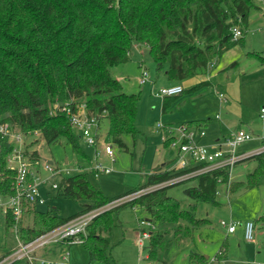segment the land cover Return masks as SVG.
I'll use <instances>...</instances> for the list:
<instances>
[{
  "label": "trees",
  "instance_id": "obj_1",
  "mask_svg": "<svg viewBox=\"0 0 264 264\" xmlns=\"http://www.w3.org/2000/svg\"><path fill=\"white\" fill-rule=\"evenodd\" d=\"M259 9L256 0H0V125L7 123L26 134L38 130L47 143L66 138L75 154L88 165L92 154L80 146L68 114L59 106L69 103L76 110L77 105L86 103L89 111L99 116L101 129L102 119H108L105 132L108 140L124 145L122 136L137 132L140 93L125 92L122 82L113 77L111 67L126 63L135 45H145L157 71L166 70L169 80L182 82L193 77L199 68L218 62L229 48L243 43L251 13ZM235 26L243 31L237 40H233ZM250 55L260 57L255 52ZM261 59L264 62V57ZM56 103L58 108H54ZM209 121L200 119L182 124L203 127ZM11 150L12 144L0 132L3 197L14 193L16 174L7 167ZM32 157H38L36 151ZM248 158H255L257 165L247 174L246 181H230L229 168L216 169L196 176L198 185L186 188L185 192L196 201L217 203L220 183L228 184L231 192L243 186H257L264 175V151L245 159ZM89 173L93 175L82 170L67 176L58 192L59 196L91 201L77 214L167 182L183 172L157 166L148 175L147 184L112 198L91 183ZM173 184L150 190L98 214L88 224L84 241L91 258L109 262L106 250L110 243L103 234L121 225L118 212L125 206L142 207L154 224L148 259L157 257L163 226L205 222L196 217L195 205L185 209L179 199L167 193ZM30 214L32 222L21 226L23 241L71 218L36 208H31ZM12 225L13 217L6 213V229ZM223 246H227L226 241L216 254L218 258L222 257ZM10 249L0 246L3 253ZM188 264H208V259L193 251Z\"/></svg>",
  "mask_w": 264,
  "mask_h": 264
},
{
  "label": "rangeland",
  "instance_id": "obj_2",
  "mask_svg": "<svg viewBox=\"0 0 264 264\" xmlns=\"http://www.w3.org/2000/svg\"><path fill=\"white\" fill-rule=\"evenodd\" d=\"M261 6L259 10H253L250 16L248 29L243 38V43H237V51H243V55H239L234 59L236 65H232L230 70V79L232 88L226 92L225 97L232 103L233 114L244 112L241 126L243 129L253 133L255 136L264 138V117L260 115V109L264 105V0H256ZM135 45L130 59L123 64L111 67L113 77L119 79L123 84V90L128 93H140L138 102V110L136 115L137 132L133 134H125L122 136L124 145L114 143L115 160L111 161L106 155H101V161L105 165L113 168L111 173L99 174L98 176L88 174L91 183L98 187L105 196L116 197L130 189H134L148 182V175L153 172L157 166L165 163V166L172 168V158L175 156V149L166 147L162 140L164 129L161 125H169L166 123L170 111L162 113V98L155 97L151 94V89L159 90L162 84L168 79L166 70L157 71V66L151 58L148 47L145 46L143 52L136 49ZM248 51L258 53L260 57H254ZM261 59V60H260ZM221 60V58H220ZM219 60V61H220ZM233 60V59H232ZM260 67L259 69H257ZM217 68V67H216ZM214 72L219 73L220 71ZM142 69L149 71L150 79L146 83H140ZM211 70V69H210ZM206 68H199L197 73L184 81L182 85L184 89H189L192 85L198 84L197 90H200L197 99L189 102L187 106L196 108L202 101V97L214 93L215 86L220 91L225 92L224 87H219L220 82L217 77L208 75L210 72ZM246 72V73H245ZM245 73V74H244ZM191 81L194 83L191 84ZM203 82V83H202ZM205 82V83H204ZM227 83V81H226ZM191 93L187 91L183 96H178L171 102L170 109L178 105L177 102ZM205 93V94H204ZM55 105H58L57 103ZM54 105V108L56 107ZM181 112L180 107L176 109ZM227 111L220 112L226 115ZM102 132L107 131L108 119H102ZM253 126V127H251ZM253 128V132L248 130ZM21 132L18 127L11 130L13 135ZM76 135L78 132L74 129ZM24 134V133H20ZM25 135V134H24ZM23 139V147L26 151L33 153L36 151L37 159L52 158L56 164L67 165L68 158L70 165L83 163V168L87 166V162L75 154L73 147L66 138H60L53 143H47L42 133L38 130L32 131ZM78 136V135H77ZM11 139L12 135H10ZM108 141V138L106 137ZM80 146L85 151L91 149L84 145L83 141L78 137ZM264 142L257 139L248 140L238 147L239 152L249 151L262 147ZM90 153V152H88ZM255 155V154H254ZM253 156V155H252ZM251 157V156H250ZM77 161V162H76ZM257 165L255 158H248L237 162L232 170L230 181H246L247 174L254 170ZM167 168V169H168ZM169 168V169H170ZM44 176L46 171L42 170ZM60 181L61 178L57 177ZM178 180V179H177ZM182 182L175 183L167 188V193L176 197L181 201V206L185 209H191L195 205V215L200 219H205L197 225L189 222H180L179 224L163 226L162 243L157 249L156 259H147L146 254L149 251L150 240H144V245L140 246L134 241L133 236L138 230L146 227L150 230V226L142 224L141 220L148 218L147 212L140 207L137 211L132 206H125L118 212L121 225L106 231L103 235L108 237L110 246L106 250L109 262H101L92 259L90 252L84 244L71 245L69 248L62 244L52 247L55 252V259L62 250H69V264H188V255L191 251L204 253L208 255V264H264V175L260 178L259 184L252 188L240 187L236 191L231 192L228 184L220 183L218 185V193L216 195L217 203L196 201L185 192L186 188L198 185V178L191 177L182 179ZM181 181V180H178ZM168 185V184H167ZM153 186L147 187L148 190ZM52 196V197H51ZM91 201L79 200L74 197L58 195L55 191L48 197L46 205L40 204L38 210H51L53 214H58L62 218L72 217L84 209V204ZM31 209V208H30ZM29 209V210H30ZM25 218L24 224L32 222V214ZM138 217H140L138 219ZM247 218H257L255 226V241H247L242 235L241 225L243 220ZM222 220L233 221L237 224L235 235L226 234V227L221 224ZM140 221V222H138ZM229 236V237H228ZM229 240V248L225 253V259L221 261L214 260V256L220 250L223 242ZM16 245V237L14 229H6L5 214L0 211V246L4 249H10ZM140 247V248H139ZM57 248V253H56ZM141 250L142 256L139 257ZM0 250V253H3ZM53 258V256L48 255Z\"/></svg>",
  "mask_w": 264,
  "mask_h": 264
},
{
  "label": "built area",
  "instance_id": "obj_3",
  "mask_svg": "<svg viewBox=\"0 0 264 264\" xmlns=\"http://www.w3.org/2000/svg\"><path fill=\"white\" fill-rule=\"evenodd\" d=\"M233 40H237L243 36L240 27H233ZM150 79L149 71L142 69L140 83L144 84ZM184 88L181 84L168 85L162 87L153 94L158 97H167L177 95L183 92ZM223 96V95H222ZM58 108L59 105H55ZM65 111L70 119V123L78 132V137L83 141L84 145L92 151L91 163L83 168L81 164L70 165L56 164L52 158L39 160L32 157V153L23 147V139L26 135H16L11 133L13 129L9 124L0 125V132L12 144V150L7 157V167L16 174L13 181L14 193L10 196L3 197L0 194V209L6 213H11L13 217V225L16 237V245L10 249L8 253H0V264H69V250L65 249L58 253L56 259L44 254L54 245L62 244L68 248L71 245L84 244L87 236V226L100 213L109 210L117 205L134 199L139 195L156 189L158 187L172 184L178 180L196 177L201 174L211 172L216 169L229 168L230 177L234 165L247 157L264 151L263 146L258 149L239 152L238 147L252 139H263L256 137L253 133L243 129L230 130L222 139L213 143H207L203 140L206 137V130L203 127L180 124L177 126L161 125L164 129L162 140L168 142V147L176 150V158L174 159L172 168L183 173L170 179L167 182L153 185L152 189L143 188L131 194L119 197L110 203L89 209L69 218L59 225L38 234L29 241H23L20 237V230L24 224L30 208H36L40 204L46 205L48 197L52 192H60L62 183L67 176L82 170H88L93 175L111 173L113 168L105 165L101 161V155H106L111 161L115 160V151L113 144L106 140V133L102 132L99 122V116L89 111L86 103L77 105L76 110H72L69 103L59 106ZM261 117H264V106L260 109ZM31 133V132H29ZM27 133V134H29ZM12 135V138H9ZM47 175L44 176L43 171ZM57 177L61 180L58 181ZM178 179V180H177ZM175 180V181H173ZM173 181V182H171ZM176 183V182H175ZM150 187V186H149ZM142 224L150 226L149 229L141 230L139 234L140 245H144V240L150 239L151 231L154 224L149 220H141ZM221 224L227 227L228 232H234L237 224L222 220ZM244 230V238L247 241H255V221L246 220L242 223Z\"/></svg>",
  "mask_w": 264,
  "mask_h": 264
},
{
  "label": "crops",
  "instance_id": "obj_4",
  "mask_svg": "<svg viewBox=\"0 0 264 264\" xmlns=\"http://www.w3.org/2000/svg\"><path fill=\"white\" fill-rule=\"evenodd\" d=\"M262 9H264V7H262ZM236 46L237 45L226 50L223 53L220 61L213 63V64H210L206 68L207 70H208V68H209V70L211 69L210 72H208V75L210 76L209 78L211 79V77H217L218 80L220 81L218 83V86L224 87L226 91L222 92V91H220L222 88L218 89L217 86H215L214 93L211 96H210L211 93H208V95H206L205 97H202V101L197 105L196 108H193V107L191 108L190 106L188 107L187 104H189L190 101L193 102L195 99L199 98L197 96L202 94V93H199L200 90H197V89H191V90L187 89L186 90V89H184L183 92H181L177 95L167 96V97L162 98V97L155 96L153 94V91H155V90L153 88L151 89L152 95H154L155 97H158V98H162V100H161L162 113H164V115H165V112L170 111L168 115L166 114V117H168L166 120L167 121L166 123L169 124L168 126H177V125H180L182 123H186V122H189L192 120L210 119L207 126H203V128H205V130L207 132L206 137H204L203 140L207 143H213V142H216L217 140L222 139V137H224L230 130L243 128L241 126V123L243 121L242 119L244 117V112H240L238 114H233L232 110H230V107L232 108V106H231L232 103L230 102V100L228 98L225 97L226 92L229 91V89H231L233 86V85H231L232 82L229 81L230 70L232 69L231 66L237 64V63H235L237 61L234 60V59H237L235 57H237L239 55H243V51L240 50V52H238L237 51L238 47L236 48ZM144 48H146L145 45H138L136 49H139L142 53ZM148 51H149V49H148ZM248 53H249V51H248ZM233 63H235V64H233ZM262 66H264V65H262ZM214 68H216L215 70L217 72L218 71H220V72L216 74V72H214V70H213ZM259 68L260 67H258L257 69H259ZM141 74H142V72H141ZM140 79H141V77H140ZM226 81H227V83H226ZM193 83L194 82L191 81V84H193ZM174 84H181L182 85V82L167 79L165 81V83H163L162 85L165 86V85H174ZM195 85H197V84H195ZM195 85H192L191 87H194ZM187 91H189V92L191 91V93L187 94L184 97V99L177 102L178 105L176 107H174L173 109H170L171 102H174V99L177 98L178 96H183L184 94H186ZM179 107L181 109V112L178 113L176 109ZM224 111H227L226 115L222 114V117H221L220 112H224ZM251 127H253V126H251ZM248 130H250L252 132L254 131L253 128L248 129ZM256 137H259V136H256ZM257 140L264 142V138L263 139L257 138ZM164 145L166 146L165 142H164ZM166 147L168 148V146H166ZM90 152L92 154L91 150H90ZM175 158H176V152H175V156L171 159L172 162L174 161ZM66 161H69L68 158H66ZM165 163H163L161 166L163 168L167 169L168 166H165ZM78 164L83 165V163L79 162V161H78ZM133 208L137 211L140 208V206H134ZM139 218L140 217H138V219ZM263 218H264V216H263ZM146 219L148 220V218H146ZM246 220H254L255 224H257L256 223L257 218H255V219L247 218V219L243 220V222ZM138 222H140V221H138ZM228 222H233V221L230 220ZM241 228H242V235L244 237V230H243L242 225H241ZM143 229H148V228L142 227L141 230H143ZM138 231L140 232V230H138ZM236 231H237V227H236V230L232 233L228 232V230L226 229V234L227 235L232 234L234 236ZM139 232H137V235L135 234L133 236V239H134V241H136V243H138L140 245ZM225 241L227 243V246L226 247L223 246L224 250H223L222 257L218 258L215 255L214 260L221 261V260L225 259L224 255L227 252V249L229 248V245H230L228 238ZM254 242H256V241H254ZM223 243H225V242H223ZM220 249H222V248L220 247ZM220 251L221 250H219L218 253H220ZM52 252H55V250L53 248H50L49 250H46L44 252V254L47 256L51 255L55 259V257H54L55 255L52 254ZM191 252H193V251H191ZM56 253H57V248H56ZM202 254H204V253H202ZM141 256H142V252L140 250L139 251V257H141ZM205 257L207 259L209 258L208 255H205ZM146 258L148 259V254H146Z\"/></svg>",
  "mask_w": 264,
  "mask_h": 264
}]
</instances>
